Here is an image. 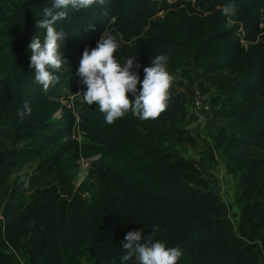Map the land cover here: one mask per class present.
Here are the masks:
<instances>
[{
	"label": "rangeland",
	"instance_id": "1",
	"mask_svg": "<svg viewBox=\"0 0 264 264\" xmlns=\"http://www.w3.org/2000/svg\"><path fill=\"white\" fill-rule=\"evenodd\" d=\"M33 1L13 0L20 11L12 10L25 15L10 27L3 20L0 23V29L8 30L30 22L25 41L21 42L26 34L20 29L0 38V79L11 76L3 68L29 78L12 82L14 103L0 102V127L18 134H0V264L28 263L24 253L16 252L9 241H23L26 219H32L27 221L30 232L43 230L40 223L46 212L58 208L61 212L64 202L74 201V205L79 202L76 197L86 201L91 192L100 190L93 179V163L101 157L100 151L108 150L117 151L100 159L106 169L138 182L140 191L162 200L157 204L173 205L155 209V213L167 212L161 219L149 212L150 219L135 227L137 231L157 228L153 242L179 247L177 238L174 243L165 239L173 238L174 224H195L196 217L203 220V230L184 245L178 264H203L195 251L205 247L218 250L215 241L221 242L228 234L237 238L232 246H240L238 239L259 246L251 253H261L255 262L264 264V246L259 239L264 234V0H140L129 17V12L125 13L129 0H116L115 5H93L101 9L102 22L92 19L88 8L68 9V18L55 25L68 37L60 42L68 63L66 69L55 73L60 79L47 91L35 81L29 44L37 36L44 40L46 29L36 25L53 0H36L43 7L39 10L25 6ZM2 4L7 5L5 1ZM225 4L235 6L231 17L235 23L230 27L229 17L221 11ZM108 9L112 14H107ZM103 33L119 43L114 55L121 65L135 55L140 67L134 66L132 71L141 81L151 58L167 57V71L174 79L167 109L159 118L140 120L129 111L108 124L98 105L83 100L87 89L77 75L79 61L86 48L97 46ZM211 64L214 71L209 73ZM221 65L226 69L216 70ZM237 71L243 76L240 80L250 77V81L227 92L241 76ZM254 85L258 89L248 102L256 107L247 111L255 116L250 121L228 117V112L238 111L236 100ZM140 87L138 84V91ZM196 92L201 95L199 107L194 101ZM128 96L134 101L132 93ZM25 103L32 112L21 119L18 112ZM44 122L50 129H33ZM250 136L257 137L252 145H235L237 139ZM142 142L150 145L145 153H138L137 145ZM161 190H170V195L157 197ZM36 193H42L39 202H34ZM47 196L52 199L44 201ZM54 197L60 201L55 206ZM30 211L36 213L32 218H28ZM216 219L227 222L219 232L205 225ZM118 230L120 226L115 228ZM208 241L214 243L208 246ZM122 263L120 259L118 264ZM134 263L136 257L125 264Z\"/></svg>",
	"mask_w": 264,
	"mask_h": 264
},
{
	"label": "trees",
	"instance_id": "2",
	"mask_svg": "<svg viewBox=\"0 0 264 264\" xmlns=\"http://www.w3.org/2000/svg\"><path fill=\"white\" fill-rule=\"evenodd\" d=\"M3 1L7 5H3ZM116 0H105L106 5H115ZM140 0H129L126 4L127 8L125 13L129 12V16L134 13L135 6ZM138 2V3H137ZM264 4V2H263ZM139 5V4H138ZM26 7L32 9H43L39 1L34 0L25 4ZM12 7L17 8L20 11V7L14 6L13 0H0V23L3 20L8 27L17 21L18 17L25 15L24 12H16L12 10ZM264 7V6H263ZM106 11V10H104ZM107 14H112V10L108 9ZM88 14L92 19L102 22L103 18L100 17L102 14L99 6H92L88 8ZM99 17V18H98ZM132 21H136L133 19ZM36 23L32 25V28ZM30 27V22H27L25 26L19 24L18 28H9L8 30L0 29V38L2 36L10 35L15 32L16 29L23 30L26 34L25 37L21 36V42L25 41L28 35V28ZM76 29L82 31L80 26H76ZM215 38V36H212ZM232 50V48L230 49ZM212 64L208 66L210 70L209 73L213 72ZM216 70L226 69L225 66L215 67ZM6 73L10 74L9 78L0 79L1 90L0 100L1 103H14L16 98L12 95V90H14L15 85L12 82L25 81L24 79H29L26 77H18L11 68H3ZM239 74V72L237 71ZM241 75V74H239ZM256 75V74H254ZM242 75L235 79V84L227 92H234L242 88L249 83L250 77L242 79ZM240 80V81H238ZM27 82V81H26ZM232 82V83H234ZM8 85V86H4ZM251 87L252 90L243 91L242 97L235 102V107L238 111L228 112L227 116L235 120L240 121H250V118L254 117L255 114L247 111L256 107V104H251L248 102L251 98L252 93L258 89V87ZM49 99V96H46ZM32 101V100H28ZM246 102H248L246 104ZM178 108L171 107L170 110ZM257 115V113H256ZM264 122V117L262 118ZM50 129L48 123L44 122L42 124H35L33 129ZM18 135L13 132L11 128H1L0 134L4 136ZM20 135V134H19ZM29 135V134H28ZM32 136V135H31ZM18 137V136H17ZM35 137L43 140V136L35 135ZM257 140L256 136L244 137L237 139L235 141L236 146H248L252 145L253 141ZM149 142H142L137 145L136 150L138 153H145L149 147ZM104 148H107L105 146ZM117 150H111L108 152L100 151L101 157H99L93 165L96 169H93V179L97 180L96 190L91 192L88 199L80 200L79 197H75L79 200L78 203L64 202L61 212L58 209L52 212H46V218L40 223L43 226V230L31 231L28 226L32 219H26L24 224V229L26 232L23 236V241H13L9 240L13 245L16 252L21 251L25 255V261L27 264H118L120 262L121 255L124 254L122 249L121 240L125 241V236L129 231H137L135 227L145 223L146 220L150 219L149 212H153L154 216L161 219L166 215L167 212L155 213V209L161 205L166 207H172L170 202L157 204L162 201L155 196H147L144 194V190L138 189V182L129 180L124 174H112L113 169H106L100 163V159L104 160V157L115 153ZM128 151H133L128 149ZM161 152H157L159 154ZM160 159V156L158 157ZM167 157H165L166 159ZM162 160V159H161ZM122 161V160H121ZM140 171V170H139ZM135 178V177H133ZM71 193V188L67 190ZM161 195V196H159ZM170 195V190L158 191L157 197H166ZM42 197V193H36L34 202H39ZM163 198V197H162ZM52 199L51 196H47L44 201ZM168 199V198H164ZM33 201L31 203H34ZM57 202H60L58 197H54V206ZM71 208V210H69ZM178 214L181 215L180 210H176ZM212 210H208L211 212ZM36 213L30 211L28 218L34 217ZM36 221V220H34ZM203 220L201 218H195V224L186 222L185 225L179 226L174 224V234L173 238L168 236L165 237L166 241L169 243H174L175 238H177V244L181 247L182 252L186 249L185 244H190L192 237L199 232L202 228ZM227 225L225 221H211L210 224L205 225L213 227L214 232H219L221 225ZM121 227V230L115 231L116 227ZM206 227H204L205 229ZM146 230V229H144ZM30 232V235H28ZM96 235V236H95ZM143 237H151L153 235L152 231L146 230L142 233ZM95 236V237H94ZM94 237V238H93ZM261 244L264 246V234L259 238ZM126 242V241H125ZM142 243H146L147 239H143ZM218 250H210L208 248H201L195 252L201 256L203 259V264H256L257 259L262 257L261 253L252 254L251 251L257 249V245H249L246 242H242L238 239L240 246H232L231 244L237 243V238L234 235L228 234L227 238H222V241H215ZM214 241H208L206 245L213 244ZM202 245V244H201ZM207 246V247H208ZM188 249V246H187ZM193 252V251H191ZM12 256V255H11ZM13 259V257H11ZM135 257V256H134ZM264 261V260H261ZM123 262L122 264H125ZM134 264H138L134 263Z\"/></svg>",
	"mask_w": 264,
	"mask_h": 264
},
{
	"label": "clouds",
	"instance_id": "3",
	"mask_svg": "<svg viewBox=\"0 0 264 264\" xmlns=\"http://www.w3.org/2000/svg\"><path fill=\"white\" fill-rule=\"evenodd\" d=\"M104 3L105 0H53L50 7L43 9V19L36 26L46 29L45 38L42 41L39 36L35 37L29 47L35 81L44 91L59 81L60 77L55 73L66 69L68 63L64 52L60 51V42L66 41L68 37L62 29L57 31L56 23L68 18V9L79 11ZM221 11L229 17V27L235 23L231 19L235 15L234 5L225 4ZM119 47L115 37L103 33L95 48L83 51L77 70V75L87 89L83 92V100L88 105H98L108 124L122 118L129 111L140 120L159 118L167 109L174 79L167 71V57L158 55L151 58V65L143 69L144 78L141 81L139 75L132 71L134 66L140 67L135 63V55L127 58L123 65L116 60L114 54ZM138 84L141 86L139 91ZM129 93L135 97L134 101L129 99ZM31 112V106L25 103L18 115L23 119L25 114L31 115ZM152 231L153 235L147 238L143 237L142 231H129L124 238L126 242L121 246L124 250L121 261L127 262L135 256L138 264H178L182 256L180 248L166 247L160 241L153 242L158 229L153 228ZM143 239H147V242L142 243Z\"/></svg>",
	"mask_w": 264,
	"mask_h": 264
},
{
	"label": "built area",
	"instance_id": "4",
	"mask_svg": "<svg viewBox=\"0 0 264 264\" xmlns=\"http://www.w3.org/2000/svg\"><path fill=\"white\" fill-rule=\"evenodd\" d=\"M194 101H195L196 106L199 107L201 103V95L198 92H196L194 95Z\"/></svg>",
	"mask_w": 264,
	"mask_h": 264
}]
</instances>
